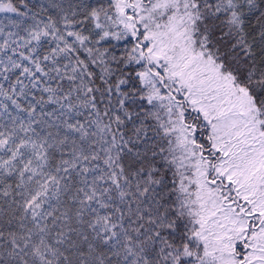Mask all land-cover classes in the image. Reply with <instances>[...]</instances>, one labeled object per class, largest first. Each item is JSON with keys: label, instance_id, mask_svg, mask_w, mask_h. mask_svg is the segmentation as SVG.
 <instances>
[{"label": "snow or ice", "instance_id": "1", "mask_svg": "<svg viewBox=\"0 0 264 264\" xmlns=\"http://www.w3.org/2000/svg\"><path fill=\"white\" fill-rule=\"evenodd\" d=\"M0 264H264V0H0Z\"/></svg>", "mask_w": 264, "mask_h": 264}]
</instances>
